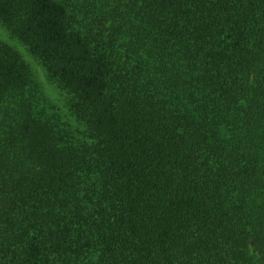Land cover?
Instances as JSON below:
<instances>
[{"label": "trees", "instance_id": "16d2710c", "mask_svg": "<svg viewBox=\"0 0 264 264\" xmlns=\"http://www.w3.org/2000/svg\"><path fill=\"white\" fill-rule=\"evenodd\" d=\"M77 141L0 41V264H264V0H0Z\"/></svg>", "mask_w": 264, "mask_h": 264}, {"label": "rangeland", "instance_id": "374dc122", "mask_svg": "<svg viewBox=\"0 0 264 264\" xmlns=\"http://www.w3.org/2000/svg\"><path fill=\"white\" fill-rule=\"evenodd\" d=\"M0 41L18 51L29 64L33 84L31 96L57 125L66 128L74 139L83 141L85 128L76 119L71 109V96L49 76L43 63L30 53L27 47L15 38L0 21Z\"/></svg>", "mask_w": 264, "mask_h": 264}]
</instances>
